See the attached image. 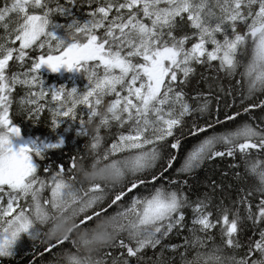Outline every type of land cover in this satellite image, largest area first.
<instances>
[{"label":"snow or ice","instance_id":"1","mask_svg":"<svg viewBox=\"0 0 264 264\" xmlns=\"http://www.w3.org/2000/svg\"><path fill=\"white\" fill-rule=\"evenodd\" d=\"M85 4L81 18L74 9ZM56 16L67 22H57ZM196 66L215 72L210 81L222 75L231 88L221 83L189 98L185 88ZM44 67L53 73L61 68L81 72L86 88L49 86ZM17 86L25 90L19 105L29 118L38 120L48 111L52 130L65 119L78 122V135L91 137V166L124 182L78 180V168L88 170L78 163L83 156L72 157L67 169L46 165L41 174L34 157L43 160L64 141L14 143L21 139V128L9 114ZM237 89L240 108L221 118V100L233 96L225 107L234 108ZM106 97L114 98L105 103ZM257 109L264 112V0H0V257L15 255L27 235L41 239L49 253L72 241L54 264H145L146 250L157 248L160 254L148 264H176V253L180 264H264V119L252 115ZM244 115L249 119L237 124ZM102 132L113 137L103 151ZM201 136L176 173L239 157L245 163L240 178L253 184L241 188L238 199L216 203L220 186L213 182L212 194L192 200L183 191L187 179L166 177L185 140ZM164 180L177 187L161 183L148 195L135 194ZM110 208L115 209L111 214ZM56 217L86 230L115 220L102 233L115 239L85 253L100 233L80 243L71 231L50 239ZM246 222L257 238L245 242ZM185 229L189 236L179 247L163 243ZM112 247L123 250L119 257L109 255ZM165 250L173 253L171 259Z\"/></svg>","mask_w":264,"mask_h":264},{"label":"trees","instance_id":"2","mask_svg":"<svg viewBox=\"0 0 264 264\" xmlns=\"http://www.w3.org/2000/svg\"><path fill=\"white\" fill-rule=\"evenodd\" d=\"M61 3H64V0H61ZM88 10L87 5L85 4L81 9L76 10L77 15L81 18L83 17V13ZM55 20L60 23H66L67 20L63 17L56 16ZM35 55V53L33 54ZM196 73L190 78V82L188 86L185 88V91L188 93L189 98L194 96L197 91L207 93L210 88L214 85L218 86L221 83L225 88H231V84L227 79H224L221 75L220 80L210 81V76H215V72L211 69L202 66H196ZM64 73H46V70H41L42 77L45 79V82L49 86L59 87L61 85L67 86L69 88L76 87L78 90H84L86 88L87 82L84 83L86 76L81 72H69L66 69L62 70ZM236 79H239L237 77ZM24 89L20 86H17L16 92L14 93L15 102L13 103L12 108L10 109L13 122L17 124L21 128V137L24 140H36L38 144L44 143H57L60 139H63L64 144L59 149H50L45 154V158L41 160L39 157H34L36 162L40 164V169L38 170L41 174H43V168L46 165H51L53 168H56L57 165L63 164V166L67 169L72 157L79 158L81 156L84 157L82 161L78 159V163H82L85 168H88V171L100 172V166L96 165L92 167V157L90 155V144L91 137L90 136H80L78 135L79 124L78 122H74L69 119H65L60 126L52 130V116L48 111L43 112L40 115L38 120H33L28 117L27 113L24 112L19 106V99L24 95ZM235 96V107L234 108H226L225 104H231L233 101V96H224L220 102L221 109V118H223L224 112L235 111L240 108V90L237 89L234 91ZM114 97H106L105 103L113 99ZM195 103V101H191ZM78 113L83 112V106H78ZM252 115L264 119V112H261L259 109L255 110ZM85 119L87 116L85 115ZM249 119L248 115H244L237 120V124L242 121H247ZM202 122V120H201ZM191 124V119L188 121ZM235 125H233L234 127ZM94 125L89 126V132L92 131ZM187 129H185L186 131ZM217 131H222L220 127H217ZM116 128L112 129L114 133ZM104 136V140L102 141L101 151L104 148L108 147L112 142V135L108 132H102ZM203 136L199 138L189 137L185 140L183 148L179 153L177 160L175 161L173 168L170 169L165 175L166 177H171L177 180H188V185L184 186L183 191H185L192 200H195L197 197H203L205 194H212L211 185L215 182L216 185L220 186L217 188L214 194V200L216 203H219L221 200L224 203H230L234 199H238L240 189L241 188H249L252 186L253 181L250 179H241L240 177L245 176V163L237 157L235 160L232 158H217L214 161H206L203 163L201 167L196 169L191 174L184 173H176V169L180 168L183 163L184 157L187 155L188 150L192 148L194 144L198 142V139H202ZM165 161H162V164L166 162L167 152L164 153ZM233 165H238V167L234 168ZM239 174V176L237 175ZM78 180H83L82 177L77 174ZM161 183L166 188H176V185H169L167 180L159 181L155 185L149 184L146 185L139 190H135V194L137 195H148L151 191L154 190L155 187H159ZM109 186L112 184L108 182ZM119 190L118 188L116 189ZM50 195L49 192H45V196ZM133 195V193H129V198ZM128 198H126L127 202ZM115 209H109V214L114 212ZM187 219L191 220V212L187 211ZM63 221V218L60 219ZM104 222V223H103ZM60 224L59 222H56ZM106 220H102L98 222V225L95 229L86 230V229H77L75 227V221L69 220L63 227L65 231V236L68 233L72 232V240H75L77 243L81 242V234H86L87 237L93 235V233H101L106 226ZM104 225V226H103ZM61 226V225H60ZM189 236L188 231L185 229L180 233L170 234L167 239L164 240V244L171 246L177 245L178 247L184 243L186 237ZM249 237L257 238L252 236V229L250 226V222H246L244 225V231L241 233L242 241H247ZM217 241H219V237H217ZM21 243V244H20ZM20 244V245H19ZM30 246V247H29ZM20 247V249H19ZM72 248V241H65L63 245L52 250L51 253L45 251V245L41 242V239L33 240L29 238L27 235L22 236L19 242L16 245L15 255L11 257H0V264H54V261L62 256L64 252L68 251ZM183 250V249H181ZM110 256L119 257L122 249L117 247H112L107 249ZM161 249L157 248L147 249L145 252V264H148V258H151L155 261L160 254ZM165 257L169 259L172 258L173 253L170 250H165L163 252ZM176 264H180L179 262V254H175Z\"/></svg>","mask_w":264,"mask_h":264},{"label":"clouds","instance_id":"3","mask_svg":"<svg viewBox=\"0 0 264 264\" xmlns=\"http://www.w3.org/2000/svg\"><path fill=\"white\" fill-rule=\"evenodd\" d=\"M78 171L81 173V177L84 180L104 179V180H107L108 182H110L111 184L120 185L124 182V179H125L124 177H118V176L112 175L109 171H105L103 173L97 172V171L90 172L88 170H85L82 166L78 168ZM60 219H61V217L55 218L56 222H59ZM106 222H107V224H116L117 223V221H115V220H107ZM104 230L100 234L97 235L96 243H94L91 247H87V248L83 249V251L85 253H93V252L97 251L99 248H102V247L110 244L115 239L114 236L103 235L102 233L104 232ZM64 236H65V231H64L63 227L60 226L59 223H56L55 235L50 236L49 238L50 239L62 238ZM86 238H88L86 236V234H81V237H79V239H81V241L86 239Z\"/></svg>","mask_w":264,"mask_h":264},{"label":"bare ground","instance_id":"4","mask_svg":"<svg viewBox=\"0 0 264 264\" xmlns=\"http://www.w3.org/2000/svg\"><path fill=\"white\" fill-rule=\"evenodd\" d=\"M64 19H65V18H64ZM43 69L46 70V73L56 74V73L51 72L50 70L45 69V67H44ZM63 69H65V68H61V70H60L59 72H57V73H64V72L62 71ZM74 71H75V70H73L72 72H74ZM81 74H82V73H81ZM85 82H87V79H85L84 83H85ZM23 91H25V90H23ZM19 107H20V106H19ZM20 108H21V107H20ZM24 112H25V111H24ZM45 113H46V112H45ZM9 114H10V115L12 114L11 111H10ZM42 115H43V114H42ZM103 223H104V222H103ZM103 226H104V225H103ZM20 244H21V243H20ZM20 244H19V245H20ZM29 247H30V246H29ZM19 249H20V247H19Z\"/></svg>","mask_w":264,"mask_h":264},{"label":"rangeland","instance_id":"5","mask_svg":"<svg viewBox=\"0 0 264 264\" xmlns=\"http://www.w3.org/2000/svg\"><path fill=\"white\" fill-rule=\"evenodd\" d=\"M45 69H47L46 67H45ZM42 70H43V68H42ZM47 70H49V69H47ZM87 83H88V81H87ZM54 87H56V86H54ZM21 139H23V137H21ZM21 139H20V141L18 142V144H21ZM14 143H15V141H14ZM66 223H63V221H61L60 220V225L61 226H64ZM182 251V250H181Z\"/></svg>","mask_w":264,"mask_h":264},{"label":"flooded vegetation","instance_id":"6","mask_svg":"<svg viewBox=\"0 0 264 264\" xmlns=\"http://www.w3.org/2000/svg\"><path fill=\"white\" fill-rule=\"evenodd\" d=\"M15 70V69H14ZM17 140V142H19L20 140L19 139H16Z\"/></svg>","mask_w":264,"mask_h":264}]
</instances>
